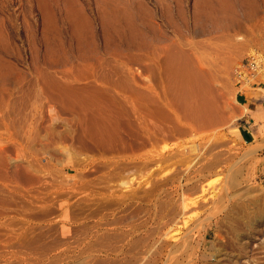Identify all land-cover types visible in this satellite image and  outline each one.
<instances>
[{"label": "rangeland", "instance_id": "obj_1", "mask_svg": "<svg viewBox=\"0 0 264 264\" xmlns=\"http://www.w3.org/2000/svg\"><path fill=\"white\" fill-rule=\"evenodd\" d=\"M258 49L264 0H0V264H264Z\"/></svg>", "mask_w": 264, "mask_h": 264}, {"label": "crops", "instance_id": "obj_2", "mask_svg": "<svg viewBox=\"0 0 264 264\" xmlns=\"http://www.w3.org/2000/svg\"><path fill=\"white\" fill-rule=\"evenodd\" d=\"M185 78L188 79L187 76ZM237 100L239 105L245 107V111L250 112L246 114L245 119L241 123L243 137L245 141L253 140L255 137L257 138V136H259L255 135V133H258L256 131L257 122L255 120L259 119V126L261 128L264 127V84L261 86V89L254 87L252 90L248 91V93L244 92V94H239V96H237ZM262 142L264 143V141ZM263 145L264 144L260 143L257 145L258 147L256 145H251V148L254 146V149L250 155L256 154ZM254 150L257 151L255 152Z\"/></svg>", "mask_w": 264, "mask_h": 264}, {"label": "built area", "instance_id": "obj_3", "mask_svg": "<svg viewBox=\"0 0 264 264\" xmlns=\"http://www.w3.org/2000/svg\"><path fill=\"white\" fill-rule=\"evenodd\" d=\"M233 76L238 89L243 87L261 89L264 84V49L254 50L236 66Z\"/></svg>", "mask_w": 264, "mask_h": 264}, {"label": "bare ground", "instance_id": "obj_4", "mask_svg": "<svg viewBox=\"0 0 264 264\" xmlns=\"http://www.w3.org/2000/svg\"><path fill=\"white\" fill-rule=\"evenodd\" d=\"M214 20V19H213ZM218 20V19H217ZM215 21V20H214ZM216 22H218V21H216ZM218 23H215V24H213V25H217ZM219 24H220V22H219ZM218 24V25H219ZM214 27V26H213ZM187 59V58H186ZM181 65V64H180ZM185 66V65H184ZM191 66V65H190ZM194 66V65H193ZM188 67V66H187ZM182 68H184V67H182ZM182 68H181V70H182ZM178 70H180V69H178ZM189 71V70H188ZM196 72H197V70H196ZM193 75V74H192ZM195 75V74H194ZM194 77H196V76H194ZM193 77V78H194ZM183 78H185V77H183ZM201 78V77H200ZM188 79H191L190 77L188 78ZM193 81V80H192ZM209 82V81H208ZM195 83V82H194ZM195 88V87H194ZM206 99V98H205ZM192 101L194 102V100L192 99ZM196 101V100H195ZM196 104H197V102H195ZM192 104V103H191ZM162 108V107H161ZM155 109V108H154ZM157 110V109H156ZM159 112H160V110H158ZM201 111V110H200ZM198 111H196V113H197ZM162 113V112H161ZM200 112H198V114H199ZM205 113V112H204ZM158 114V113H157ZM193 114V113H192ZM197 114V115H198ZM206 114H208V113H206ZM197 115L195 116V117H197ZM190 116V115H189ZM192 116V115H191ZM200 116V115H199ZM202 117H204V116H202ZM211 117H213V116H211ZM208 118H209V116H208ZM195 119V118H194ZM198 119V118H197ZM197 119H195V121L197 120ZM215 119V118H214ZM167 120H168V118H167ZM204 120V119H203ZM206 120H208V119H206ZM210 121H211V119H210ZM199 122H200V119H199ZM207 121H205L204 123H206ZM212 122H213V119H212ZM207 124V123H206ZM168 128V127H167ZM174 129H176V128H174ZM179 131H182L181 130V128L180 129H178V131L177 132H179ZM171 131H168V129H161V132L159 133V135L157 134V135H153V137H148V143H149V145H153V144H156V143H158V142H160V141H162V142H164V141H166V140H168L169 139V137H171V134L172 133H170ZM173 132V131H172ZM174 133H175V131H174ZM180 133H182V132H180ZM153 134V133H152ZM156 134V133H155ZM179 134V133H178ZM181 135V134H180ZM188 135V134H187ZM156 136H160V137H156ZM147 138V137H146ZM148 143H147V145H148ZM259 144V143H258ZM257 144V145H258ZM262 144V143H261ZM146 145V144H145ZM256 145V146H257ZM142 146H143V144H142ZM136 147V146H135ZM254 147V146H253ZM251 148V149H254V148ZM258 147V146H257ZM211 148V147H210ZM259 148H260V146H259ZM185 149V148H184ZM187 149V148H186ZM258 150V149H257ZM256 150V151H257ZM255 151V150H254ZM255 151V152H256ZM252 152V151H251ZM255 152H253V153H255ZM250 155V154H249ZM252 155V154H251ZM254 155V154H253ZM213 162V161H212ZM216 162H214L213 164H215ZM217 164V163H216ZM220 164V163H219ZM214 167L216 168L217 166H215L214 165ZM211 170V169H210ZM72 194V193H71ZM206 200V199H205ZM246 205V204H245ZM245 205H243L244 207H246ZM139 211V210H138ZM214 214V213H213ZM136 215V214H135ZM81 216V215H80ZM105 218V217H104ZM203 221V220H202ZM206 221H208L207 219H206ZM204 224V223H203ZM241 226V225H240ZM196 228V227H195ZM193 229V228H192ZM155 234V233H154ZM174 236V235H173ZM170 238V237H169ZM246 238V237H245ZM73 243V242H72ZM172 247H174V246H172ZM185 248V247H184ZM169 256V255H168Z\"/></svg>", "mask_w": 264, "mask_h": 264}]
</instances>
